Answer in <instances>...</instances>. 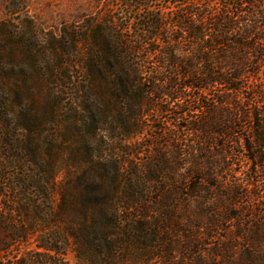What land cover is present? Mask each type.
Instances as JSON below:
<instances>
[{
  "label": "trees",
  "instance_id": "obj_1",
  "mask_svg": "<svg viewBox=\"0 0 264 264\" xmlns=\"http://www.w3.org/2000/svg\"><path fill=\"white\" fill-rule=\"evenodd\" d=\"M155 1L121 0L129 16ZM169 2L176 5L169 12L96 27L84 78L97 83L98 67L133 125L144 112L175 107L177 129L194 139L174 154L163 148L156 170L186 167L178 182L165 176L134 192L117 170L109 179L106 167L87 160L74 164L80 174L58 188L54 206L55 138L38 145L46 159L36 158L27 141L46 127L23 125L14 111L17 85L0 86V148L9 153L0 157V252L35 242L16 264H70L68 253L74 264H264V190L232 176V162L241 160L251 164L248 174L257 167L264 174V0ZM134 22L133 35H124ZM94 167L100 173L90 176Z\"/></svg>",
  "mask_w": 264,
  "mask_h": 264
},
{
  "label": "rangeland",
  "instance_id": "obj_2",
  "mask_svg": "<svg viewBox=\"0 0 264 264\" xmlns=\"http://www.w3.org/2000/svg\"><path fill=\"white\" fill-rule=\"evenodd\" d=\"M174 7L175 2L158 0L147 7L134 8L129 16L121 0H0V86L5 89L17 85L14 111L22 118L23 125H45L42 133H33L27 141L28 147L35 148L36 158L46 159L42 155L43 145L42 148L38 145L55 138L52 141L59 149L56 153L60 166L52 192L54 206L59 202L58 188L80 174L74 164L87 160L106 167L109 179L117 170L118 176L128 179V189L134 192L147 186L149 181L160 185L165 176L174 182L180 179L186 167L174 164L162 172L156 170V161L163 148L174 154L178 144L188 146L194 139L191 132L177 129L173 118L175 107L162 115L144 112L138 125H133L128 106L110 95L111 88L103 87L98 67L93 65L97 83L89 85L84 78L86 50L95 48L88 47L87 38L94 34L96 27L112 28L121 16L128 25L127 17L133 20L150 12L158 13L159 9L169 12ZM130 25L133 24L130 22ZM136 26L134 22L124 35L131 37ZM54 105L57 109L52 125L47 119ZM141 108L144 110L145 105ZM199 114L200 109L191 112L195 119ZM27 116H32L33 122ZM241 125L248 128L246 123ZM16 151L24 159L26 148L18 147ZM7 154L8 150L0 148V157ZM250 166L247 161L241 160L238 164L233 161L235 174L231 175L243 183L249 180L252 186H262L264 190V174L260 167L248 174ZM95 168V173L88 172L90 176L100 173ZM32 170L36 178L42 177L36 169ZM70 187L66 189L73 195ZM32 193L35 190L28 192ZM35 198L41 201L40 194ZM34 249L33 239L23 245L14 244L0 252V264H16L25 251ZM66 259L74 264L71 253Z\"/></svg>",
  "mask_w": 264,
  "mask_h": 264
}]
</instances>
